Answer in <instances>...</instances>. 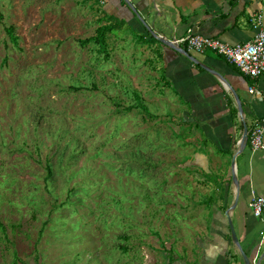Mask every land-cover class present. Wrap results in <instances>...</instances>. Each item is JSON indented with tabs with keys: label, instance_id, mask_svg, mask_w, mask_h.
<instances>
[{
	"label": "rangeland",
	"instance_id": "rangeland-1",
	"mask_svg": "<svg viewBox=\"0 0 264 264\" xmlns=\"http://www.w3.org/2000/svg\"><path fill=\"white\" fill-rule=\"evenodd\" d=\"M99 6L0 0V264H199L225 165L181 146L155 57L112 36L139 39L125 22L108 56L82 45ZM135 94L150 114L124 111Z\"/></svg>",
	"mask_w": 264,
	"mask_h": 264
},
{
	"label": "crops",
	"instance_id": "crops-1",
	"mask_svg": "<svg viewBox=\"0 0 264 264\" xmlns=\"http://www.w3.org/2000/svg\"><path fill=\"white\" fill-rule=\"evenodd\" d=\"M97 1L102 25L120 20L139 39L112 36L121 43L129 42L133 50H146L155 57V68L162 73L156 74V79L173 94L170 101L182 108L184 126L178 131L184 130L195 140L181 142V146L194 147V154L204 157L205 164L217 160L225 165L221 179L225 189L223 207L215 211L216 230L199 264H245L232 242L228 210L244 252L253 264L256 259L264 264V247L260 248L264 224L249 207L253 197L264 198V152H254L247 139L242 141L246 129L249 132L264 118V99L249 93V88L257 85L264 94V76L255 82L213 52L199 54L184 44L170 46L160 41L183 39L192 29L230 45L245 44L258 31V17L264 29V0ZM233 161L238 184L233 181Z\"/></svg>",
	"mask_w": 264,
	"mask_h": 264
},
{
	"label": "built area",
	"instance_id": "built-area-1",
	"mask_svg": "<svg viewBox=\"0 0 264 264\" xmlns=\"http://www.w3.org/2000/svg\"><path fill=\"white\" fill-rule=\"evenodd\" d=\"M125 1L127 4L133 3V0ZM256 22L255 26L258 31L254 39L245 44L230 45L217 38L196 34L192 29L188 30L185 38L173 40L171 43L174 46L184 44L188 50L199 54L213 52L236 66L242 75L257 82L264 76V29L260 17L257 18ZM249 93L257 98L264 99L263 92L256 85L249 88ZM247 141L252 151L264 152V118L251 127ZM249 207L253 215L264 224V198L253 197ZM261 237L260 248L264 247V230ZM254 263L258 264L259 260L256 259Z\"/></svg>",
	"mask_w": 264,
	"mask_h": 264
},
{
	"label": "trees",
	"instance_id": "trees-1",
	"mask_svg": "<svg viewBox=\"0 0 264 264\" xmlns=\"http://www.w3.org/2000/svg\"><path fill=\"white\" fill-rule=\"evenodd\" d=\"M118 27L120 28L119 22L118 23L117 22H111L108 25H102L97 29L96 35L84 40L82 42V45L83 46L88 45V44L98 45L101 53L108 56L107 37H108L109 33L113 32L114 30L119 29ZM7 33L9 35L10 40L14 44L18 45V38L15 35V28L14 27L8 28ZM135 97H136L138 104L136 106L125 108L124 111L130 112L131 110H133L136 107V108L141 109V111L143 113H145L147 115L150 114V112L148 111V108L142 103L140 96L138 94H135ZM150 116H152V115H150ZM0 226H1V224H0ZM168 252H170V250Z\"/></svg>",
	"mask_w": 264,
	"mask_h": 264
},
{
	"label": "water",
	"instance_id": "water-1",
	"mask_svg": "<svg viewBox=\"0 0 264 264\" xmlns=\"http://www.w3.org/2000/svg\"><path fill=\"white\" fill-rule=\"evenodd\" d=\"M160 41L163 42V43H165V44H167V45H170V46L173 45L171 42H165L162 39ZM239 109L241 110V107L240 106H239ZM247 137H248V130L246 129V132H245L244 137H243V140H242L243 143H245ZM232 175H233V181L236 182V184H238L237 183V178H236V175H235V161H233V172H232ZM226 217H227L228 225H229L230 232H231L232 242L240 250V252H241V254H242L243 258H244L245 264H253V262L249 259V257L246 255V253L244 252V250L242 248V245H241V243L239 241V238L237 236V233H236V230H235V227H234L232 218L230 216V211L229 210L226 211ZM258 264H260V263H258Z\"/></svg>",
	"mask_w": 264,
	"mask_h": 264
}]
</instances>
